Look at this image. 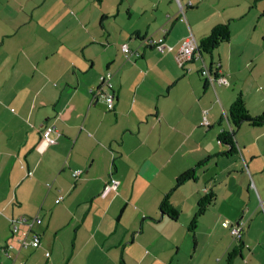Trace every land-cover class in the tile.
<instances>
[{
  "label": "crops",
  "instance_id": "0c3cea01",
  "mask_svg": "<svg viewBox=\"0 0 264 264\" xmlns=\"http://www.w3.org/2000/svg\"><path fill=\"white\" fill-rule=\"evenodd\" d=\"M191 1L181 20L177 0H0V264H59V248L62 264H225L237 246L232 264H264V125L229 119L238 93L252 116L264 113V0ZM225 23L216 58L197 50L179 63L188 34L199 43ZM147 35L172 50L149 47ZM217 61L233 85L199 75ZM106 72L110 110L91 92ZM51 122L56 143L38 151ZM221 132L232 134L231 154ZM201 161L170 196L178 217L162 214L164 194ZM112 178L117 191L102 195ZM36 215L40 246L20 247L27 227L11 225ZM225 219L242 223L240 242Z\"/></svg>",
  "mask_w": 264,
  "mask_h": 264
},
{
  "label": "built area",
  "instance_id": "2783aa9c",
  "mask_svg": "<svg viewBox=\"0 0 264 264\" xmlns=\"http://www.w3.org/2000/svg\"><path fill=\"white\" fill-rule=\"evenodd\" d=\"M178 1L179 5V12L181 15V20H185L184 9L185 7H191L192 1L185 0L184 3ZM145 42L151 48H154L156 51L163 53L165 51L172 50V46L168 44L164 37H154L153 35L145 36ZM122 53L129 57L131 54V50L126 43H122L120 46ZM198 50V43L194 39L193 35L190 33L188 34L181 42L180 47L178 49V61L180 64H183L186 60H189L193 54ZM199 75L206 80L207 83L211 85H223L229 86L231 85L234 80L232 78H228V75L222 72L220 62H215L210 65L203 64L199 70ZM112 74L110 72H106L102 74L99 78V83L96 89H91L92 95L95 96L98 93H101L106 102V108L112 109L114 106V90L112 88L111 82ZM232 82H231V81ZM56 125L54 122L48 123L44 125L41 130V138L40 142L37 145L38 151H43L49 145L56 143V138L52 136V133L56 132ZM218 142H221L218 140ZM82 174L81 169H75L72 172L73 177L77 178ZM118 181L115 179H110V183L106 185L102 195L107 194L109 191L116 192L117 190ZM61 199V196L56 198L55 202L58 203ZM259 206L261 211L264 213V200L259 201ZM41 219L40 217L32 216V217H24L20 216L18 219L14 220L11 229L12 232H16L18 229L19 224L26 225L27 230L24 232L23 237L19 239L20 247H27L30 246L32 248H36L40 246V237L39 234L33 230V225L35 223L40 224ZM221 225L224 228H228L230 234L234 239H240L242 235V223L240 222H231L227 219L222 221ZM9 248L12 247L11 245L8 246ZM46 256H49V252L46 251ZM17 264H24L23 262H18Z\"/></svg>",
  "mask_w": 264,
  "mask_h": 264
},
{
  "label": "trees",
  "instance_id": "16d2710c",
  "mask_svg": "<svg viewBox=\"0 0 264 264\" xmlns=\"http://www.w3.org/2000/svg\"><path fill=\"white\" fill-rule=\"evenodd\" d=\"M230 35H231V31H230V27L228 24H226V23L225 24H218L210 30V32L208 33L207 36H205L203 39L200 40V42L198 43V51L200 53L211 54L212 51L214 49H216L220 44L228 42L230 39ZM229 119L235 127H238L242 123H247V124L253 125V126L264 125V113H262L260 115L252 116L246 107L245 100H244L241 93H238L235 96V99L233 100V102L229 106ZM218 140H220L222 143L229 146L227 153L231 154L232 152L235 151V145H234V141H233V137H232L231 133L221 132L218 135ZM202 162L203 161L199 162L193 168H190V169L184 171L183 173H181L176 178L175 184L173 185L171 190H169L167 193H165L163 198L161 199L160 211L162 214H166L172 220H175L178 217L179 213L172 206V204L170 202V196H171L172 192L177 187H179L181 184H183L185 181L195 178V175H194L195 167L199 166V164H201ZM214 200H215V194L212 190H210L208 193L203 194L199 197V199L197 201L196 211H195L194 215L192 216V218L188 224V230L190 232L195 231L199 218L204 214V212L207 210L209 205H211L213 203ZM226 229L229 232V229L228 228H226ZM242 233H243V229H242ZM241 238H242V235H241ZM241 238L240 239H234L233 238V240L238 243L241 241ZM239 248H240V246L233 247L229 252H227L225 264H232L233 263V261L239 255Z\"/></svg>",
  "mask_w": 264,
  "mask_h": 264
},
{
  "label": "rangeland",
  "instance_id": "374dc122",
  "mask_svg": "<svg viewBox=\"0 0 264 264\" xmlns=\"http://www.w3.org/2000/svg\"><path fill=\"white\" fill-rule=\"evenodd\" d=\"M260 20H261V25L264 23V17L263 16H261L260 17ZM261 29H263L262 27H261ZM261 29H259V30H261ZM223 45V44H222ZM216 51L214 50L213 52H212V55H213V57L214 58H216L217 57V55H216ZM205 53H203V55H204ZM205 57L207 58V59H209V55L206 53V55H205ZM263 68H264V64H263V62H260L259 63V65L257 66V68H256V70L257 71H262L263 70ZM245 72H247V71H245ZM231 81V80H230ZM232 82V81H231ZM235 82V81H234ZM234 82L231 84V85H233L234 84ZM192 233V232H191ZM62 235V234H61ZM192 235H193V233H192ZM64 242V241H63ZM183 248H184V246H183ZM192 248H193V245H192ZM190 248L187 246V250H189ZM60 252H62V250H61V248H59L58 249V251H56V253H55V257L57 258V260L59 259V264H62L63 263V260H62V256H61V254H60ZM49 253H50V251H49ZM181 253H182V249H181ZM186 257V256H185ZM189 257H190V255H189ZM189 257H187V258H189ZM237 259V258H236ZM42 260V259H41Z\"/></svg>",
  "mask_w": 264,
  "mask_h": 264
}]
</instances>
